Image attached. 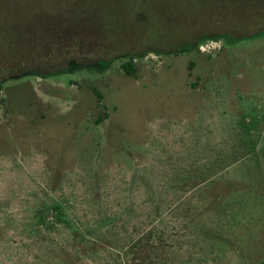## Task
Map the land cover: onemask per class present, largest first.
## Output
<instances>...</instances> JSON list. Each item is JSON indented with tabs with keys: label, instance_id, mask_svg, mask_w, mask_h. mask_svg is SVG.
I'll return each instance as SVG.
<instances>
[{
	"label": "rangeland",
	"instance_id": "rangeland-1",
	"mask_svg": "<svg viewBox=\"0 0 264 264\" xmlns=\"http://www.w3.org/2000/svg\"><path fill=\"white\" fill-rule=\"evenodd\" d=\"M220 1L0 0V264H264V32L199 41L259 29Z\"/></svg>",
	"mask_w": 264,
	"mask_h": 264
},
{
	"label": "trees",
	"instance_id": "trees-1",
	"mask_svg": "<svg viewBox=\"0 0 264 264\" xmlns=\"http://www.w3.org/2000/svg\"><path fill=\"white\" fill-rule=\"evenodd\" d=\"M228 0H221V9H224V7L226 8V13H228V11L230 10V14L232 12H235L237 13L238 15L240 16H244L245 18H250V17H253L254 20H256L257 22H261L260 25H258V30L255 31V30H251L250 28H246V27H235V28H230L231 29V33H228V34H217V33H214V34H211V35H207V36H202L200 37L199 41H204V40H207V39H212V38H217V37H226V36H229V37H232L234 36V38H241V37H245V36H253V35H256L257 33H263L264 32V28H261V24H262V21H264V0H231V4L232 5H226V3L224 2H227ZM240 11V12H238ZM51 23L48 25V24H45L43 26V31H42V34H37V36H33V40L34 42L37 41V45H36V48L34 46V51H37L39 52V54L42 55V52H43V49H48V48H54V52L56 53L60 48H61V44L60 42L62 43L65 39H66V35H65V30L66 29H70V27H68V24H65L63 26L59 25L58 23L56 24V27H55V24L52 23V21H50ZM25 24V23H24ZM83 23H80V24H76L74 26V30H75V37L72 36L71 38L74 37V40L75 42L77 43L78 41L80 42L78 45L81 44V40H83L84 38V35L83 33H81L82 31V26ZM76 27V28H75ZM78 28V29H77ZM61 29H63L64 31H61ZM61 31V32H60ZM242 31V32H240ZM238 32H240L241 34L239 35ZM37 38V40L35 39ZM67 40V39H66ZM71 40V39H70ZM189 49L188 48H185V49H181L180 52H185ZM46 54H49V51L45 52ZM54 54V53H53ZM72 66H77V67H88L90 65H87V64H77V63H74V62H70L69 63V66L65 67L64 69L62 68H58V70H48L45 71V72H42V71H34L32 69H27V68H20L22 69V72L24 74L28 73V74H35V73H38V74H41L43 76H48L49 74L53 73V74H56V73H62V72H66L69 70V68H71ZM121 69L123 71V73L126 75V76H133L135 74V67L133 66L132 62L129 61V62H125L123 64H121Z\"/></svg>",
	"mask_w": 264,
	"mask_h": 264
}]
</instances>
